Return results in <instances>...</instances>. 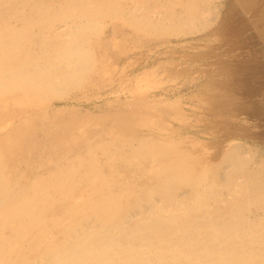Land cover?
<instances>
[{"label":"rangeland","instance_id":"374dc122","mask_svg":"<svg viewBox=\"0 0 264 264\" xmlns=\"http://www.w3.org/2000/svg\"><path fill=\"white\" fill-rule=\"evenodd\" d=\"M0 151V264H264V0H0Z\"/></svg>","mask_w":264,"mask_h":264},{"label":"bare ground","instance_id":"6f19581e","mask_svg":"<svg viewBox=\"0 0 264 264\" xmlns=\"http://www.w3.org/2000/svg\"><path fill=\"white\" fill-rule=\"evenodd\" d=\"M54 11V10H53ZM207 11V10H206ZM154 14V13H153ZM30 57V56H29ZM17 65V64H16ZM2 69V68H1ZM3 70V69H2ZM49 76V75H48ZM77 77V76H76ZM238 147H236V150H238L237 149ZM233 149H235V148H233ZM236 150H233V151H236ZM240 150V149H239ZM227 151V150H226ZM233 151H232V153H233ZM1 152V151H0ZM227 152H230V151H227ZM226 152V153H227ZM241 152V151H240ZM247 152H248V150H247ZM225 153V154H226ZM250 153H251V151H250ZM224 154V153H223ZM230 156V159H232L231 160V162L233 163V162H237V163H239V164H242V158L241 157H237V156H235V155H233V154H229ZM246 157V156H245ZM225 158V157H224ZM222 161V160H221ZM255 161V160H254ZM261 163H262V166L264 167V158L262 159H260L259 160ZM228 163H223L222 164V168H224L226 165H227ZM251 164V163H250ZM255 164V163H254ZM257 164H259V163H257L256 162V166H257ZM229 165V164H228ZM259 165H261V164H259ZM248 166H250V165H248ZM255 167V166H254ZM221 168V169H222ZM227 168V167H226ZM226 168H224L225 170H226ZM257 172V171H256ZM225 173L223 172L222 173V176L224 175ZM242 175L244 176L245 174H243L242 173ZM222 176H220V177H222ZM224 179V178H223ZM245 181H247V185H249L250 186V183L248 182V180H247V178L245 177V180H244V182ZM224 187V186H223ZM254 186H251V188H253ZM255 188V187H254ZM260 191V190H259ZM71 193V192H70ZM264 196V195H263ZM262 197V196H261ZM261 197H259V199H257V202H258V204H257V207H259L260 208V210L261 211H263L264 210V208H262V205H261V201H263L262 199H261ZM263 198V197H262ZM263 204H264V201H263ZM73 207V206H72ZM255 211V210H254ZM146 212V211H145ZM258 212V211H257ZM264 212V211H263ZM257 214V213H256ZM264 214V213H263ZM259 219H257V221H258ZM256 221V222H257ZM261 222V221H260ZM241 224V223H240ZM87 230V229H86ZM5 234V233H4ZM255 240V239H254ZM262 240L264 241V233L262 234ZM261 243V242H260ZM261 250V249H260ZM2 260V259H1Z\"/></svg>","mask_w":264,"mask_h":264}]
</instances>
